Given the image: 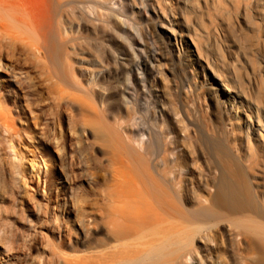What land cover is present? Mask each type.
Returning <instances> with one entry per match:
<instances>
[{
  "label": "bare ground",
  "instance_id": "1",
  "mask_svg": "<svg viewBox=\"0 0 264 264\" xmlns=\"http://www.w3.org/2000/svg\"><path fill=\"white\" fill-rule=\"evenodd\" d=\"M188 1L178 0L172 12L162 7L161 0H45L50 14L70 8L84 20L93 21L100 16L123 34H133L134 18H150L177 60L188 56L199 62L200 71H209L208 81L226 111L239 150L234 152L220 145L209 147L210 155L216 160L217 178L212 195L193 208L187 165L184 160H175L178 156L174 145L154 153L155 147L145 130L133 126L109 130L107 147L113 157L109 169L111 182L103 183L101 169H97L89 182L83 181L89 193L71 198L63 196L60 206L58 203L63 209L61 216L66 218L54 214L48 201L45 207L37 206L35 220H27L28 230L13 237V243H20L27 257L33 249L41 251L31 258V264H224L227 262L222 259V252L227 243L221 241L220 227L231 232L234 242L244 240L256 251L251 253L250 250V256H243L239 245L230 241L234 264H264V202L260 199L264 195L240 150L260 149L264 162V77L261 72L264 70V40L259 37L264 34V0H244L246 4L238 9L234 21L229 15L224 16L225 27L221 29L220 38L216 37L218 48L224 45L226 49L219 66L204 57L200 36L187 14ZM190 2L197 5L195 0ZM18 9L13 0H0V87L22 86L26 82V75L17 71L21 55L25 54L48 65L54 77L64 85L55 87L59 100L67 95V88L83 91L63 54L65 42L61 36L69 33V29L51 30L50 23L34 25L28 18L21 17ZM144 30L147 32L146 26ZM243 30L251 35L250 40ZM233 31L242 33L241 38L232 40ZM129 42L130 77L139 83L142 93H148L149 79L155 74L160 55L135 35ZM87 55L88 58L93 56L90 50ZM95 59L88 62L97 63ZM100 67L104 70L103 62ZM90 74L86 84L95 79L96 72ZM90 109L98 115L96 108ZM155 114L153 120L162 119ZM24 117L25 110L19 111L16 104L8 107L0 103V130L5 135L16 137L20 131L15 126L25 120ZM68 130L71 132V125ZM124 132L136 134L138 138L127 140L122 136ZM49 133L57 152L62 153L64 130L52 128ZM168 158L174 163L172 166L167 164ZM179 173H184L180 181ZM63 183L65 181L61 185ZM94 234L101 237L95 239L96 246L87 256L63 252L67 247L71 250L75 244L87 242ZM15 248L5 262L17 261L20 252Z\"/></svg>",
  "mask_w": 264,
  "mask_h": 264
},
{
  "label": "rangeland",
  "instance_id": "2",
  "mask_svg": "<svg viewBox=\"0 0 264 264\" xmlns=\"http://www.w3.org/2000/svg\"><path fill=\"white\" fill-rule=\"evenodd\" d=\"M13 1L19 7L18 14L34 25L50 23L51 30L69 29V33L61 36L65 42L63 54L67 56L75 80L84 90L67 88V95L59 100L55 87L63 88L64 85L54 77L48 65L44 66L25 54L21 55L17 71L21 70L26 75V82L22 86L10 84L9 88L0 87V103L8 107L16 104L19 111L25 110V120L15 126L20 131L16 137L11 138L0 130V264H31V258L40 254L37 248L27 257L20 249V243H13L14 236L28 230L27 220H35L37 206L45 207L50 201L53 213L61 216L63 209L58 207V203L60 206L63 196L70 195L71 198L89 193L83 181L89 182L97 169H101L103 183L111 182L109 169L113 157L107 147L109 130L131 126L145 130L155 147L154 153L174 145L178 156L175 160H184L187 165L185 170L193 188L192 207L202 205L203 200L212 195L217 178L216 160L210 155L209 147L220 145L232 148L234 152L239 150L236 146L238 139L229 125L226 111L208 81L209 71H200L199 62L188 56L183 55L177 60L171 53L172 49L165 46L161 31L154 28L153 21L147 16L134 18L136 29L133 34H123L100 16L93 21L84 20L70 8L50 14L45 0ZM196 3L194 6L189 0L186 10L194 21L192 27L200 36L204 57L215 66L222 65L221 55L226 49L224 45L218 48L216 37L225 27L223 18L227 14L234 21L238 9L246 2L195 0ZM161 4L166 11L175 12L178 0H161ZM245 31L242 33H246L250 40L251 35ZM242 33L233 31L232 40L241 38ZM132 35L149 48H155L160 55L155 64V74L149 79L151 88L148 93H142L139 83L132 81L129 74L132 61L129 41ZM259 37L264 40V34H259ZM88 50L93 54L89 58ZM93 57L97 63L91 64L88 61H93ZM101 62L105 65L104 70L100 67ZM243 64L246 65L244 61ZM92 72H96L95 79L86 84ZM261 72L264 77V70ZM90 107L96 108L98 115ZM154 114L162 116V119L153 120ZM68 125H71V132ZM52 128L64 130L62 153H58L51 142L49 130ZM44 129L48 131H42ZM24 130L28 132L26 135L22 133ZM122 134L127 140L138 138L129 132ZM240 150L245 154L244 161L250 163V171L257 178L259 191L264 195L261 150ZM169 163L171 166L174 164L168 158ZM183 176L184 173H179V181L184 179ZM63 181L65 184L61 185ZM260 199L264 202L263 196ZM62 218L66 217L63 215ZM219 236L222 242L227 243L222 252V259L227 262L224 264H234L230 241L239 245L243 256L256 253L244 240L234 242V236L226 227H220ZM100 237L94 234L87 242L71 245V250L67 247L63 252L87 256L96 246L95 239ZM14 248L20 252L17 261L5 262L8 260L6 256L13 255L14 250L11 249ZM72 249L77 250L76 253Z\"/></svg>",
  "mask_w": 264,
  "mask_h": 264
}]
</instances>
